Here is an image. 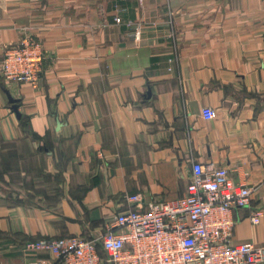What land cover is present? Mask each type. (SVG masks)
Instances as JSON below:
<instances>
[{"label":"crops","instance_id":"crops-1","mask_svg":"<svg viewBox=\"0 0 264 264\" xmlns=\"http://www.w3.org/2000/svg\"><path fill=\"white\" fill-rule=\"evenodd\" d=\"M0 7V57L25 36L45 55L37 88L0 76V264L51 258L25 250L42 237L83 236L103 252L127 196L183 195L192 161L255 188L230 238L264 247V217L249 218L264 209V0Z\"/></svg>","mask_w":264,"mask_h":264},{"label":"built area","instance_id":"built-area-1","mask_svg":"<svg viewBox=\"0 0 264 264\" xmlns=\"http://www.w3.org/2000/svg\"><path fill=\"white\" fill-rule=\"evenodd\" d=\"M2 8L0 7V19ZM120 17H116L119 22ZM45 55L40 42L25 36L9 45L0 57V76L37 88ZM206 120L216 109L201 110ZM186 192L174 199L153 200L145 206L140 193L127 196L133 206L114 215L99 237H42L26 243L35 258L30 264H264V247L251 242L233 243V210L250 205L254 187L235 183L225 166L192 161ZM264 209H252L250 221L258 224Z\"/></svg>","mask_w":264,"mask_h":264},{"label":"trees","instance_id":"trees-1","mask_svg":"<svg viewBox=\"0 0 264 264\" xmlns=\"http://www.w3.org/2000/svg\"><path fill=\"white\" fill-rule=\"evenodd\" d=\"M99 251V250H98ZM100 255L102 256V257H105V253H104V251L103 252H100ZM57 262V261H56ZM60 262V261H59ZM60 264H62L61 262H60Z\"/></svg>","mask_w":264,"mask_h":264}]
</instances>
